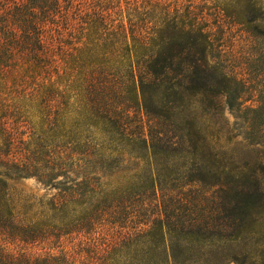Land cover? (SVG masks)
Wrapping results in <instances>:
<instances>
[{
	"label": "trees",
	"instance_id": "1",
	"mask_svg": "<svg viewBox=\"0 0 264 264\" xmlns=\"http://www.w3.org/2000/svg\"><path fill=\"white\" fill-rule=\"evenodd\" d=\"M188 1L0 0V264L264 257V49L230 70L204 16L264 44V0Z\"/></svg>",
	"mask_w": 264,
	"mask_h": 264
},
{
	"label": "rangeland",
	"instance_id": "2",
	"mask_svg": "<svg viewBox=\"0 0 264 264\" xmlns=\"http://www.w3.org/2000/svg\"><path fill=\"white\" fill-rule=\"evenodd\" d=\"M169 3L177 4L183 10L187 9L191 4L188 0H168ZM193 7H196L197 13L203 9V4L200 1L194 2ZM212 11L205 10V20L209 22L208 30L212 34V38L216 41V45L219 49L220 61L225 64L230 70H233L240 74H245L247 71V63L250 61L251 56H255L258 50L264 49V44L261 40L251 37L244 32L241 27L229 25L221 22L216 24L215 16H212ZM253 58V57H252ZM251 58V59H252ZM248 76V75H247ZM249 107L259 106L257 99H254L246 104ZM231 124H234L235 119L233 116H229ZM22 131H26L25 135H21L25 141L29 140V131L27 128H22ZM242 138L236 141H242ZM222 142L226 143L227 138L224 136ZM235 143V142H234ZM233 143V144H234ZM11 194L15 201L21 204V200L24 196L36 195L43 196L45 190L34 179H25L11 182ZM69 248L77 249L79 242L66 243ZM45 248V247H44ZM43 247H29L27 250L29 253L36 255L45 254L46 250ZM245 264H264V257L260 256V252L250 256L249 260Z\"/></svg>",
	"mask_w": 264,
	"mask_h": 264
}]
</instances>
